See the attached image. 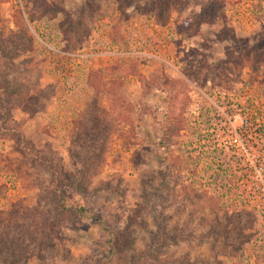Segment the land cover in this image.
I'll return each instance as SVG.
<instances>
[{
    "label": "rangeland",
    "instance_id": "1",
    "mask_svg": "<svg viewBox=\"0 0 264 264\" xmlns=\"http://www.w3.org/2000/svg\"><path fill=\"white\" fill-rule=\"evenodd\" d=\"M62 1L54 18L29 22L39 1L0 0V64L26 75L29 95L8 115L0 103V212L48 215L25 264H116L107 243L130 216L144 233V193L195 236L171 247L175 256L264 264V220L188 149L210 101L250 95L264 120V0ZM92 111L103 117L88 128ZM38 153L60 171L69 208L58 217ZM161 182L166 190L151 196Z\"/></svg>",
    "mask_w": 264,
    "mask_h": 264
},
{
    "label": "trees",
    "instance_id": "2",
    "mask_svg": "<svg viewBox=\"0 0 264 264\" xmlns=\"http://www.w3.org/2000/svg\"><path fill=\"white\" fill-rule=\"evenodd\" d=\"M39 1L32 10L26 11L25 19L29 22H33L35 19L45 14V16L54 18L59 10H61L63 1L62 0H36ZM4 48L0 49V53L3 56L5 54ZM13 65L10 60H3L0 64V103L4 109V114L9 112L10 107L19 106L28 100V92L26 91V75H22L20 79H14L10 74L13 72ZM15 70H19V66H15ZM32 112V110L30 111ZM90 118L88 120V128H93V123L101 122L99 114L92 111L89 114ZM9 117V116H8ZM92 140V137H88ZM96 139V138H95ZM88 140V139H87ZM35 160L37 163L42 164L43 168L49 171L50 180L48 185V191L51 193V199H55L54 211L50 214H54V217H58L60 213L68 210L69 205L67 200L64 199L65 195L61 192L60 187V171L52 164V159L46 157L44 154H36ZM82 168L86 166L85 160L81 157ZM80 178L83 179L85 175L84 170H80ZM164 182H161L158 187H154L151 191L152 195H157V191L166 190ZM75 188L80 193L83 192V186L81 184L75 185ZM142 203L140 206L141 211L149 213L151 217L150 221L141 220L138 224L142 226V231L140 227L136 229L131 226L133 221L130 216V220L127 226L123 229H118L115 233H112L108 245L109 251L116 257V264H191L188 261V253H183L181 255L175 256L171 247L178 245L180 242L189 241L194 235L191 233H186L185 227H180L176 225H169L167 220L169 217L163 216L162 209L164 205L160 202V208H157L158 203L152 202V197L149 199V195L146 193L142 194ZM37 214V212H36ZM33 217L30 216L27 210H20L18 207H14L8 211V213L1 214L0 212V264H25L28 258V247L26 242L28 240L35 241L39 240L36 230L39 232L45 228L46 220L48 215L45 213H39ZM85 214L83 213V208L78 209L74 216L82 218ZM9 216V217H8ZM16 216L19 217L18 223L14 224L13 229L11 228L13 219ZM43 216V217H42ZM8 217V219L6 218ZM42 218V223H37V218ZM22 219V221L20 220ZM32 219L34 223V228H31ZM7 222V223H6ZM17 222V221H15ZM37 224V225H36ZM54 224V222H53ZM49 227V226H48ZM52 230V229H50ZM46 242L39 241L38 247L44 249L46 244L48 245L47 234ZM138 241L142 244L139 245Z\"/></svg>",
    "mask_w": 264,
    "mask_h": 264
},
{
    "label": "built area",
    "instance_id": "3",
    "mask_svg": "<svg viewBox=\"0 0 264 264\" xmlns=\"http://www.w3.org/2000/svg\"><path fill=\"white\" fill-rule=\"evenodd\" d=\"M247 96L243 103L234 94L227 101H210L206 117L195 118L199 133H190L188 149L203 153L214 178L222 176L219 188L234 189L264 220V144H258L264 138V120L258 119L256 103Z\"/></svg>",
    "mask_w": 264,
    "mask_h": 264
}]
</instances>
